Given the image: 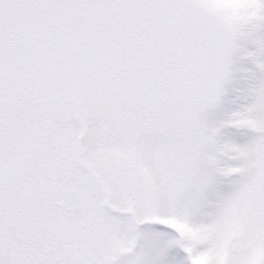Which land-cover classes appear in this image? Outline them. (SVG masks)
<instances>
[{"label":"snow or ice","instance_id":"obj_1","mask_svg":"<svg viewBox=\"0 0 264 264\" xmlns=\"http://www.w3.org/2000/svg\"><path fill=\"white\" fill-rule=\"evenodd\" d=\"M0 264H264V0H0Z\"/></svg>","mask_w":264,"mask_h":264}]
</instances>
